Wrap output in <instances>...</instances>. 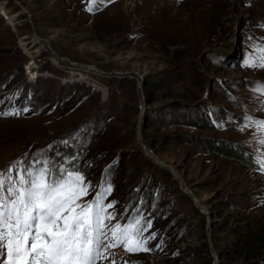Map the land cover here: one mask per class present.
I'll list each match as a JSON object with an SVG mask.
<instances>
[{
    "label": "rangeland",
    "instance_id": "1",
    "mask_svg": "<svg viewBox=\"0 0 264 264\" xmlns=\"http://www.w3.org/2000/svg\"><path fill=\"white\" fill-rule=\"evenodd\" d=\"M18 1L0 0V169L43 151L92 182L82 203L109 169V226L142 215L156 238L95 264H241L238 236L264 232V67L245 66L264 0Z\"/></svg>",
    "mask_w": 264,
    "mask_h": 264
},
{
    "label": "snow or ice",
    "instance_id": "2",
    "mask_svg": "<svg viewBox=\"0 0 264 264\" xmlns=\"http://www.w3.org/2000/svg\"><path fill=\"white\" fill-rule=\"evenodd\" d=\"M88 10H93L91 4ZM256 50L264 53L259 45ZM245 66L264 67V55L259 61L250 56ZM256 91L264 94V83L258 82ZM19 114L18 111L3 113ZM251 123L264 132V121ZM260 143L264 144V139ZM27 156L26 153L7 169H0V260L3 264H95L101 258L100 248L120 244L130 253L152 250L148 243L156 238V233L144 235L153 227L151 220L143 226L144 218L138 215L128 223L117 222L111 226L107 223L118 218L117 213L109 211L116 202L105 203L113 190L107 178L109 169H105L95 197L82 203L92 182H85L80 171H69L63 165L56 168L43 151L32 161ZM257 163L258 170L264 172V156ZM109 233L113 243H105Z\"/></svg>",
    "mask_w": 264,
    "mask_h": 264
},
{
    "label": "trees",
    "instance_id": "3",
    "mask_svg": "<svg viewBox=\"0 0 264 264\" xmlns=\"http://www.w3.org/2000/svg\"><path fill=\"white\" fill-rule=\"evenodd\" d=\"M148 146L153 148V145ZM263 250L264 232L259 229H246L238 236V239L235 242V248L231 251V253L237 258H242L243 262L241 264H261L262 259H260V256L262 255ZM224 255H226V253H224L221 257Z\"/></svg>",
    "mask_w": 264,
    "mask_h": 264
},
{
    "label": "water",
    "instance_id": "4",
    "mask_svg": "<svg viewBox=\"0 0 264 264\" xmlns=\"http://www.w3.org/2000/svg\"><path fill=\"white\" fill-rule=\"evenodd\" d=\"M13 1H14L15 3L18 4L19 8H20L22 11H24V12H26V13H29L28 10H27L22 4H20L18 0H13ZM33 34H34V36H36L39 40L44 41V42L46 43L47 47L50 48L54 54H56V53L54 52V50L51 48L48 39L38 36V35L36 34L35 31L33 32ZM56 55L58 56V54H56ZM138 137H139V140H140V144H141L142 147L144 148V154H145L146 156H148L149 158H154V157L149 153V151L146 149L145 145H144L143 143H141V135H140V131H139ZM158 162H160V164H163L162 161H158ZM164 165H165V164H164ZM165 166H166V167H167L172 173L175 172L174 169L171 168L170 166H168V165H165ZM173 174H174V173H173ZM174 175H175V174H174ZM176 176H178V175H176ZM178 178H179V176H178ZM179 186H180V188H181L184 192H186V193L188 192V195L190 196V198L193 200V202L196 204V206H198L197 198L194 196V194H193V193H192L187 187H183V186H182V181H181L180 178H179Z\"/></svg>",
    "mask_w": 264,
    "mask_h": 264
},
{
    "label": "bare ground",
    "instance_id": "5",
    "mask_svg": "<svg viewBox=\"0 0 264 264\" xmlns=\"http://www.w3.org/2000/svg\"><path fill=\"white\" fill-rule=\"evenodd\" d=\"M3 14H5V13H3ZM5 17L6 18H9V16H7L6 14H5ZM41 41V40H40ZM28 69H29V71H31V69H30V66H28ZM150 153V152H149ZM152 153V152H151ZM150 153V154H151ZM152 155V154H151ZM153 157H154V155H152ZM152 160H154L155 162H157L159 165H161V166H164L165 168H167L165 165H167V164H165L163 161V164H160V162H158V161H161L160 159H157L156 157H154V158H151ZM165 164V165H164ZM174 174H175V176L178 174H176V172H173ZM176 177H178V176H176ZM182 186L184 187V185L182 184ZM186 187V186H185ZM186 193V192H185ZM186 194H188V192L186 193ZM198 201V200H197Z\"/></svg>",
    "mask_w": 264,
    "mask_h": 264
}]
</instances>
